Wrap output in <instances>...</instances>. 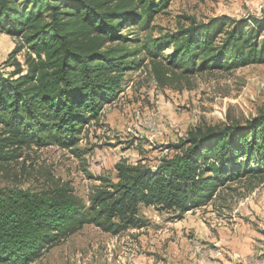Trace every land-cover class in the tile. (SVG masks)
<instances>
[{"label": "trees", "instance_id": "obj_1", "mask_svg": "<svg viewBox=\"0 0 264 264\" xmlns=\"http://www.w3.org/2000/svg\"><path fill=\"white\" fill-rule=\"evenodd\" d=\"M170 2L0 0V32L17 39L0 64V164L32 144L76 146L85 124L121 89L125 71L146 56L159 79L168 71L190 75L264 62V17H190L188 25L144 40L123 31L147 29ZM164 48L171 52L164 56ZM22 49L24 62L17 58ZM142 51L146 56L137 57ZM163 56L169 65L159 67ZM172 146L176 152L156 167L116 163L117 179L93 191L88 203L69 186L0 187V264H30L86 223L113 232L143 226L141 204L181 217L229 180L264 178V111L244 122L196 127Z\"/></svg>", "mask_w": 264, "mask_h": 264}, {"label": "rangeland", "instance_id": "obj_2", "mask_svg": "<svg viewBox=\"0 0 264 264\" xmlns=\"http://www.w3.org/2000/svg\"><path fill=\"white\" fill-rule=\"evenodd\" d=\"M224 15L262 18L264 0H171L147 29L123 31L144 40L188 25L190 17L200 22ZM16 41L0 33V64ZM164 56L156 60L159 67L169 65ZM17 58L24 62L25 49ZM260 111L264 62L190 75L168 71L159 79L146 56L125 71L121 89L85 124L76 146L23 147L20 156L0 164V187L69 186L88 203L93 191L117 179L116 163L156 167L196 127L244 122ZM139 213L143 226L113 232L86 223L30 264H264V178L229 180L215 198L181 217L144 204Z\"/></svg>", "mask_w": 264, "mask_h": 264}, {"label": "crops", "instance_id": "obj_3", "mask_svg": "<svg viewBox=\"0 0 264 264\" xmlns=\"http://www.w3.org/2000/svg\"><path fill=\"white\" fill-rule=\"evenodd\" d=\"M0 33H3V32H0Z\"/></svg>", "mask_w": 264, "mask_h": 264}]
</instances>
